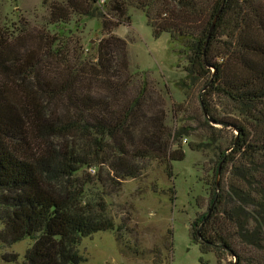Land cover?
<instances>
[{"label":"trees","instance_id":"trees-1","mask_svg":"<svg viewBox=\"0 0 264 264\" xmlns=\"http://www.w3.org/2000/svg\"><path fill=\"white\" fill-rule=\"evenodd\" d=\"M42 5L48 14L40 25L0 22V242L30 239L23 264H80L82 239L115 223L82 205L79 170L104 164L111 179H125L142 173V159L170 166L184 159L181 149L169 150L164 109L147 103L152 80L132 69L128 41L114 33L138 8L154 35L168 32L172 51L187 60L189 81L181 84L202 80L204 122L217 132L190 146H216L217 169L228 174L222 188L215 182L212 212L194 222L201 223L192 240L219 261L230 254L229 264H264V0ZM156 133L167 141L156 144ZM185 134L178 130L173 143Z\"/></svg>","mask_w":264,"mask_h":264},{"label":"rangeland","instance_id":"rangeland-1","mask_svg":"<svg viewBox=\"0 0 264 264\" xmlns=\"http://www.w3.org/2000/svg\"><path fill=\"white\" fill-rule=\"evenodd\" d=\"M47 14L42 0H0L1 23L27 19L40 25ZM130 15L131 21L114 28V33L127 39L132 69L146 72L152 80L147 103L150 107L159 103L164 109L163 123L173 131L169 150L181 149L184 159L173 161L171 166L159 158L142 159V173L125 179H111L113 172L109 174L104 164L79 170L74 182L85 189L82 205L103 209L115 223L114 229L100 230L82 239L79 251L85 260L80 264H229L234 261L232 255L226 254L219 261L215 252H202L192 240L193 230L201 223L194 222L212 212L215 182L222 188L228 175L224 176L220 169L218 176L216 146H190L217 132L204 122L202 80L183 86L187 60L172 51L169 33L156 37L141 9L131 8ZM92 26L93 21L81 34L84 45L89 44ZM137 86L135 82L133 89ZM160 130L165 131L160 127L155 132ZM178 130L187 134L173 143ZM156 135V144L167 141L163 133ZM30 243V239L10 245L0 242V264H23ZM5 254L18 256L7 260Z\"/></svg>","mask_w":264,"mask_h":264},{"label":"water","instance_id":"water-1","mask_svg":"<svg viewBox=\"0 0 264 264\" xmlns=\"http://www.w3.org/2000/svg\"><path fill=\"white\" fill-rule=\"evenodd\" d=\"M220 12H221V10L216 14L214 20L212 21V25H211L210 31H209V36L211 35V33H212V31H213V29L215 27V24L217 22V19H218V16H219ZM209 36H208V38H209ZM218 176H220V167L218 169Z\"/></svg>","mask_w":264,"mask_h":264},{"label":"built area","instance_id":"built-area-1","mask_svg":"<svg viewBox=\"0 0 264 264\" xmlns=\"http://www.w3.org/2000/svg\"><path fill=\"white\" fill-rule=\"evenodd\" d=\"M104 2H105V0L103 1V3H104ZM103 3H102V4H103Z\"/></svg>","mask_w":264,"mask_h":264}]
</instances>
